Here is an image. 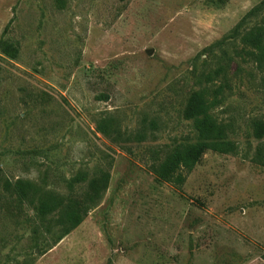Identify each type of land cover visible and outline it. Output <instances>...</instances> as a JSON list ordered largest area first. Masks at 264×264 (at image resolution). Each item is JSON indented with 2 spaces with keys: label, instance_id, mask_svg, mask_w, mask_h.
<instances>
[{
  "label": "rangeland",
  "instance_id": "1",
  "mask_svg": "<svg viewBox=\"0 0 264 264\" xmlns=\"http://www.w3.org/2000/svg\"><path fill=\"white\" fill-rule=\"evenodd\" d=\"M261 1L0 0V41L18 50L0 46V264H264V67L231 34ZM220 85L212 114L236 151L207 150L180 187L159 179L152 164L198 139L190 96ZM78 172L109 186L57 242L56 213L5 187L83 201Z\"/></svg>",
  "mask_w": 264,
  "mask_h": 264
},
{
  "label": "trees",
  "instance_id": "2",
  "mask_svg": "<svg viewBox=\"0 0 264 264\" xmlns=\"http://www.w3.org/2000/svg\"><path fill=\"white\" fill-rule=\"evenodd\" d=\"M262 9H264V0L245 14L231 34L232 37H240L242 43L249 47L247 53L264 67V18L261 23L244 27L246 19L255 16ZM0 46L4 53L17 57V48L7 39L1 38ZM221 87V85L218 86L215 97L212 99L208 89H199L190 96L184 117L193 120L198 139L177 146L163 161L152 164V170L159 179L172 182L180 187L207 150L222 153L236 151V143L229 138L226 124L212 114L213 108L218 103L217 94L221 91ZM98 128L106 134L111 133L108 123L104 121L98 125ZM254 135L259 139L264 137V121L255 123ZM254 161L264 165V143L257 148ZM85 181H87V190L83 201L68 198L30 179L20 178L15 182L7 181L5 187L16 196L20 203L33 205L41 220L56 213L55 226L59 233L54 242H57L79 226L91 208L102 199L109 186L110 174L105 172L100 176L88 178L84 172H78L68 181V188L73 190L77 184ZM48 230L51 229L48 228Z\"/></svg>",
  "mask_w": 264,
  "mask_h": 264
},
{
  "label": "water",
  "instance_id": "3",
  "mask_svg": "<svg viewBox=\"0 0 264 264\" xmlns=\"http://www.w3.org/2000/svg\"><path fill=\"white\" fill-rule=\"evenodd\" d=\"M148 53H149V54H152V53H153V49H149V50H148Z\"/></svg>",
  "mask_w": 264,
  "mask_h": 264
}]
</instances>
